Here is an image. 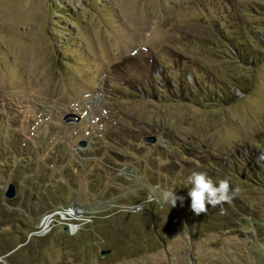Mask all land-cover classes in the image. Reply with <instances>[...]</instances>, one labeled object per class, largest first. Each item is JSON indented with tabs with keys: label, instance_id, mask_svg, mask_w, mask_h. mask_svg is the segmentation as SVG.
I'll return each mask as SVG.
<instances>
[{
	"label": "rangeland",
	"instance_id": "obj_1",
	"mask_svg": "<svg viewBox=\"0 0 264 264\" xmlns=\"http://www.w3.org/2000/svg\"><path fill=\"white\" fill-rule=\"evenodd\" d=\"M158 73L223 85L236 103L137 98ZM87 97L92 114L65 124ZM133 123L136 154L106 142ZM0 150V264H264V0H0ZM204 155L240 188L210 220L188 196ZM65 187L61 204L52 197ZM74 204L88 216L40 231Z\"/></svg>",
	"mask_w": 264,
	"mask_h": 264
},
{
	"label": "trees",
	"instance_id": "obj_2",
	"mask_svg": "<svg viewBox=\"0 0 264 264\" xmlns=\"http://www.w3.org/2000/svg\"><path fill=\"white\" fill-rule=\"evenodd\" d=\"M214 24H216V23H214ZM218 29H220V28H218ZM221 30L222 29H220V37H222L224 35V33H226V31H227L226 28H225V30L223 29V31H225V32H222ZM234 49L236 50L235 53L237 54L234 57H236L237 60H239L242 64H245L248 66L252 65V63H253L252 57L253 56L250 57L249 54H247L246 52H244L242 50V47L239 48L236 46V47H234ZM181 77H176L177 79L172 78V77L171 78H165L164 77V79H163V74L158 73V76L154 77L155 84L157 85L156 88L154 89L151 85H149L148 88H146V87L140 88L139 96H137V98H139V99L151 98L152 100H155V101H157V100L162 101L163 99L166 98L167 95H169V97H171V98H176L177 101L187 102V103H191V104L196 105V106H203V107H209V106L225 107V106L233 105L236 103V96L234 94H231L229 92V90L223 85L220 87L219 90H213L212 87H210V86L204 84L203 82L199 81L196 78V76H194L193 81H191L190 83H188V80L186 78H184L183 76H181ZM159 88L164 90V92H161V94H159L157 92V90ZM149 95H151V97ZM133 125H134V129H129V131H125V133L117 134V138H110V136H108L106 142L108 144H110L112 147H115V149L121 153L123 150H125L131 154H136L137 149H135V147L139 146V144H140V141L136 140V138L139 136L138 133L142 132L143 130H141V128H139V125L134 124V123H133ZM114 129H112L111 131H114ZM120 140L124 141V143H122ZM125 142H128L129 146H127ZM180 149L184 150V148H180ZM1 152H2V150H0V154H1ZM184 153L186 155L188 154L187 152H185V150H184ZM204 156L198 157L199 162L197 161L196 158H193L194 162L197 163L196 165H198L199 163L201 165H205V166L207 165V167L201 168V169H199L200 171H195V172H204L210 178H212L214 182H218L220 180L219 179L220 177L218 176V174L216 172H214V170H216V169L220 170V168L214 169L213 167L215 166V163L219 162V161L217 159L216 160L213 159V157H211V156H207V155H204ZM245 157L246 158L244 161L247 164H245V165L243 164V165L246 168L254 171V173H257L256 168L254 165L251 164V160H249L248 155H246ZM235 163L238 164V160H236ZM261 171H262V176H260L259 180L264 183V167L261 169ZM163 174L170 176V174L167 171H163L161 174V177L165 176ZM15 186L17 187V185H15ZM57 193L58 194L54 195L55 198L52 197L53 199H56V201L61 203V204L69 203L67 200H68V197L70 196V193H68V189L66 187L63 191L61 190ZM61 194H63V195H61ZM226 206H227V204L222 205L223 209L226 212H228L227 211L228 209L226 208ZM208 212L203 214L204 216L201 214L203 216L202 218H207L210 220V217H208V216L215 215V214H218L220 216L222 215L221 214V206L211 207V205H209L208 206ZM187 219H189V218H187ZM199 219H201V217ZM187 223L188 224H186V225L190 231L192 224L189 225V222H187ZM200 228L202 229V225ZM191 236L193 237V234H191ZM13 254L14 253L9 255V258Z\"/></svg>",
	"mask_w": 264,
	"mask_h": 264
},
{
	"label": "clouds",
	"instance_id": "obj_3",
	"mask_svg": "<svg viewBox=\"0 0 264 264\" xmlns=\"http://www.w3.org/2000/svg\"><path fill=\"white\" fill-rule=\"evenodd\" d=\"M258 161H264V153ZM188 183L191 185L188 192V196L191 198V210L197 216L207 213L209 205L211 207L221 206V214H223L222 205L225 203L230 204L240 193L239 186L233 187L228 179L214 182L204 172H192L188 177ZM162 195L164 201L168 202L171 207H175L178 201L183 205L184 197L178 196L175 191L165 190Z\"/></svg>",
	"mask_w": 264,
	"mask_h": 264
},
{
	"label": "built area",
	"instance_id": "obj_4",
	"mask_svg": "<svg viewBox=\"0 0 264 264\" xmlns=\"http://www.w3.org/2000/svg\"><path fill=\"white\" fill-rule=\"evenodd\" d=\"M91 97V96H90ZM90 97H87V99H89V100H87L88 102L86 103V105H87V109H88V112H89V116H90V114H92V110L96 107V103L97 102H95V101H92L91 100V98ZM91 117H92V115H91ZM91 121V120H90ZM92 122V121H91ZM154 200H156L155 198L154 199H152V200H150L149 199V201L150 202H153ZM135 206H132V207H128V209H130V210H135V209H141V208H143V206H144V204H141V203H139V204H134ZM137 206H139V207H137ZM68 211L69 212H71V214L69 215V213H68ZM76 213H81V215L83 216V217H87L88 215L84 212V210L81 208V207H79V206H76V205H74L73 207H67V208H62L61 210H59V211H54V212H51V213H49V214H47L45 217H46V222H44V223H42L43 224V228L42 229H40V231H42V230H45V228H47V226H48V224H49V221H51V220H53V219H55V218H57V216H60L61 218H63L62 220H64V222H68L69 221V218H71L72 220L74 219L73 217H71V216H76ZM80 215V214H79ZM48 217V218H47ZM58 219V218H57ZM84 219V218H83ZM90 221H91V219H90ZM89 221V222H90ZM48 223V224H47ZM41 224V225H42Z\"/></svg>",
	"mask_w": 264,
	"mask_h": 264
},
{
	"label": "water",
	"instance_id": "obj_5",
	"mask_svg": "<svg viewBox=\"0 0 264 264\" xmlns=\"http://www.w3.org/2000/svg\"><path fill=\"white\" fill-rule=\"evenodd\" d=\"M80 121V116L76 115V114H69V115H65L64 117V123L68 124L71 122H79ZM147 142H151L154 143L156 141L155 137H150L146 139ZM81 146H86V142H81L80 143ZM17 194V187L14 184H10V186L8 187V190L6 192V198L7 199H13L16 197Z\"/></svg>",
	"mask_w": 264,
	"mask_h": 264
}]
</instances>
